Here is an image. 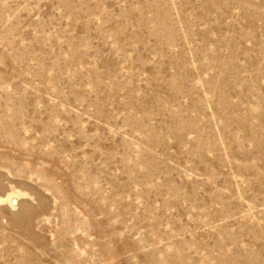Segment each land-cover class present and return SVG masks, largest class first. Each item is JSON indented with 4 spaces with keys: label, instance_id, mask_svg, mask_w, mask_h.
Here are the masks:
<instances>
[{
    "label": "rangeland",
    "instance_id": "1",
    "mask_svg": "<svg viewBox=\"0 0 264 264\" xmlns=\"http://www.w3.org/2000/svg\"><path fill=\"white\" fill-rule=\"evenodd\" d=\"M0 264H264V0H0Z\"/></svg>",
    "mask_w": 264,
    "mask_h": 264
}]
</instances>
